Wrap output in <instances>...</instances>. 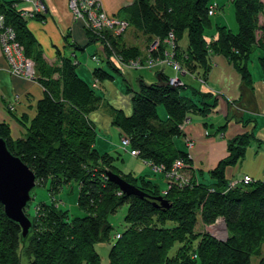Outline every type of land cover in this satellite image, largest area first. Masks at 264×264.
Masks as SVG:
<instances>
[{
  "label": "trees",
  "instance_id": "1",
  "mask_svg": "<svg viewBox=\"0 0 264 264\" xmlns=\"http://www.w3.org/2000/svg\"><path fill=\"white\" fill-rule=\"evenodd\" d=\"M17 2L0 0V13L25 57L34 62L36 79L45 94L23 137L13 138L10 126L0 122V138L35 173L37 184L51 180V194L76 182L78 206L85 215L70 216L54 202L41 203L31 217L28 204L26 214L33 227L23 239L21 226L6 216L0 202V264H23L25 259L26 264H103L96 245L113 238L109 216L123 205H128V225L115 234L108 264H253L254 258L256 264H264V182L253 180L232 186L225 175L227 166L245 157L252 134L229 141V155L210 171L211 183H205L195 176L189 154L176 140L183 135L184 121L192 114L214 113L218 100L213 94L186 84L157 86V81L147 83L140 77L135 89L128 86V92L134 93L132 112L112 107L103 101L96 81L88 83L80 77L75 56L62 57L59 52L60 61L48 63ZM232 2L239 26L236 33L223 24H214L212 17L220 5L211 0H133L116 18L125 19L128 26L146 35L148 41L157 40L158 45H148L143 52L108 31L112 47L107 46V56L115 54L123 64L129 59L141 62L146 57L158 65H178L186 73L205 79L211 57L221 54L250 82L248 65L257 49L263 52L259 62L264 73V0ZM214 25L215 34H210L208 30ZM88 34L90 40H97L90 30ZM185 36L187 44L183 46ZM66 38V46L81 49ZM106 61L125 81V73L112 60ZM159 73L169 81L167 74ZM93 76L101 82L115 77L105 66L94 68ZM159 105L166 109L164 118L158 113ZM100 108L107 109L112 124L129 141L125 150L130 149L132 155L136 152L135 156L165 173L181 161L183 166L178 171L182 168L190 181L185 184L182 180L184 186L170 177L161 188L148 175H135L120 167V156L100 152L96 147L98 130L90 119V114ZM109 172L147 197L123 193L109 180ZM158 197L165 199L167 206L161 205ZM221 218L229 233L226 240L197 229L200 223L209 226Z\"/></svg>",
  "mask_w": 264,
  "mask_h": 264
},
{
  "label": "crops",
  "instance_id": "2",
  "mask_svg": "<svg viewBox=\"0 0 264 264\" xmlns=\"http://www.w3.org/2000/svg\"><path fill=\"white\" fill-rule=\"evenodd\" d=\"M100 1L109 14L121 16L120 10L131 4L133 0ZM42 2L46 6V12L37 13L40 17L28 19L27 25L38 40L45 59L50 64L58 63L60 52L62 57L75 56L79 65L78 52L86 51L89 45L95 43V40H90L82 20L75 19L69 0H42ZM16 5L19 9L29 12L36 9V5L27 0H18ZM66 37L72 43L79 45L81 49L66 46ZM94 46L95 50L88 52L89 57L97 55L103 59L104 45L94 44ZM257 50L259 59L263 52L260 49ZM32 63L34 64L33 61ZM167 67L173 72L168 75L169 77L179 75L183 84L211 93L218 100L213 114L209 116L192 114L188 118L189 123L183 126V135L176 140L178 146L189 154L195 176L201 179L202 175L203 177L208 175L207 179L211 181L210 171L229 155V141L236 136L248 133L252 134L253 139L245 151V157L238 163L227 166L225 175L230 181H241L245 175H249L255 181L264 182V73L261 66L248 65L251 74L250 82H247L234 64L221 54L211 57V69L205 79L184 71L177 72L173 66ZM93 70L94 67L89 66L77 69L80 77L88 83L96 81L95 86L106 104L130 114L133 109V93L128 92V86L135 89L137 86L135 87L134 82L137 84L140 76L134 81L129 72H125L127 77L124 82L118 81L115 77L101 82L94 79ZM154 70V72L158 71V69ZM163 71L166 72L165 68ZM157 75L156 73L155 81H157ZM141 77L144 80L147 78L143 75ZM151 80L148 82L153 83L154 80ZM44 94L45 88L39 80H32L26 75H17L13 72L12 62L4 52L0 39V122L9 124L13 138L17 139L26 134V128L36 116L39 100ZM164 114L162 118L166 116L165 112ZM22 118L27 122H22ZM90 119L98 130L97 149L109 154L119 150L121 131L112 124V117L107 109L100 108L92 112ZM188 138L192 140L189 144H187ZM125 170H132L130 172L134 174L136 170L135 175H147V168L138 171L136 166L134 169L125 168ZM189 174L190 172L187 175ZM165 182L163 181V186L160 184L161 188H165Z\"/></svg>",
  "mask_w": 264,
  "mask_h": 264
},
{
  "label": "rangeland",
  "instance_id": "3",
  "mask_svg": "<svg viewBox=\"0 0 264 264\" xmlns=\"http://www.w3.org/2000/svg\"><path fill=\"white\" fill-rule=\"evenodd\" d=\"M97 2H100L103 10L113 19H115V25H113L112 27H104L103 24L100 22V19L98 17V15L100 16V18L102 19V16L97 12L94 13V17H95V21L96 24L98 25V27L96 28H90L91 32H93V34L95 35V37L97 38V40H102L103 42H105V39L108 40L109 42H111L109 36H108V31H111L115 37H118L121 41L125 40V43H127L128 45H137L138 47L141 48V50H145L148 45H152L156 46V44L158 43L157 40L155 41H148V38L146 35H142L140 32H137L134 27H130V26H123L121 21H126L125 19H120V18H116L115 14H109L105 9L104 6L102 4V2L100 0H97ZM211 2H218L220 5V9L216 11L215 16L212 17V20L214 22V24H223L227 27H229L233 32H237L239 30V26H238V21L236 19V14H235V7L234 4L232 2V0H211ZM40 4H43V6L46 8L45 4L42 2V0L39 1ZM85 7V10H87L89 8V5L87 4ZM87 7V8H86ZM46 10V9H45ZM95 9L92 8V11H94ZM46 12V11H45ZM73 13V12H72ZM84 15V14H83ZM86 17H88V13L86 14ZM33 17H36V15H34ZM120 17V16H119ZM213 26L212 29H209L208 32L210 34L215 33V29L216 26ZM84 26V25H83ZM100 27V28H99ZM5 24H4V28H2L0 26V33L3 34L5 32ZM112 28V29H111ZM101 29H103V31L106 32H101ZM84 30H86L84 28ZM89 30V29H88ZM88 30H86L87 34H88ZM119 31V32H118ZM89 35V34H88ZM108 36V37H106ZM1 38V36H0ZM95 41L94 44H98L99 46L102 45L101 41ZM11 43V42H9ZM12 43L15 44H19L16 41V38H13ZM106 43V42H105ZM94 44H91L88 46V49L86 51L83 52H78V56L80 58V64L77 66V69L79 67L82 68H86L87 66L89 67H100V66H105V68H107V70H109L111 73H113V75L116 77V79L120 82H124V78L122 77V75H120L118 72H116L114 69H112L110 67V65L107 63L106 60L110 59V61L112 60L111 58H109L105 53H104V57L103 59H100L97 57L96 61H93L92 58L89 57L88 52L94 51L95 50V46ZM181 44L183 46H185L187 44V37L185 36V38L182 40ZM20 46V45H19ZM15 47V46H14ZM105 47L107 48V46L105 45ZM108 49V48H107ZM4 50V48H3ZM22 54H23V47H22ZM7 55V54H6ZM16 55H18V52L14 51V58L16 59ZM8 56V55H7ZM9 57V56H8ZM23 58L26 59L29 62H32L31 59L25 57V55L23 54ZM252 60L249 63V66L252 67V65H258L260 66V62L258 59V50H256L253 54H252ZM132 59H129L127 62H125L126 65V69H129V74L133 77L134 81H136V79L141 75H143L145 78L147 83H151L148 82V80L151 81H155L156 79V73L159 72V68L156 66H162V65H158V64H154V62L151 61V59L149 58H144L141 62H139V67H130V62ZM103 61V62H102ZM102 62V63H100ZM106 62V63H104ZM115 65V67H117L120 72L125 73L127 72V70L123 69L120 64V62L116 61V59H114L112 61ZM122 63V62H121ZM97 65V66H95ZM129 67V68H128ZM165 68V74L167 75H171L173 74V72L171 71V69L169 67H164ZM33 69H34V74L33 77H29L30 79H34L36 80V72H35V67L33 64ZM146 69V71H144ZM154 69H158L157 72H154ZM143 70V71H141ZM128 73V72H127ZM127 73H125V77H127ZM28 77V76H27ZM139 77V78H140ZM138 78V79H139ZM148 79V80H147ZM138 82V81H137ZM170 82V81H169ZM135 87L137 86L136 82H134ZM183 84L179 85L182 86ZM178 87V86H177ZM131 92V91H130ZM133 93V92H131ZM134 94V93H133ZM164 112L166 113V109L164 107V105H159L158 106V113L161 116H164ZM190 121V119H186L184 122L185 124H188ZM22 122L26 123L27 121L22 118ZM6 123V122H4ZM8 126L9 124L6 123ZM184 129V127H183ZM189 139V138H188ZM192 140L189 139V141H187V144L191 143ZM120 144L123 147H120L119 150H115V152L113 153V156H120V159L118 160V164L120 167L122 168H126V169H134V167L137 166V170L141 171V169H146L147 168V175L154 179L155 181H157L159 184H161L163 186V181H166L165 183H168L170 176L172 177H176V179L173 178V181L179 182L181 185H184L185 182L190 181L189 177L185 176L184 172L182 171V168H180L179 174L180 177L177 178L178 173L177 172H172L169 171L168 173L165 172H160V170H156L154 169L151 165L146 164L145 161H143L142 159H140L138 156H135L136 154L132 155L130 153V149L125 150L127 143H125V137H122L120 139ZM101 149H103L102 146H99ZM101 151V150H99ZM140 163L142 165H140ZM132 171V170H129ZM135 174H136V170ZM145 174V173H144ZM201 175V173H200ZM210 176V175H209ZM186 177V178H185ZM208 175L206 177H203V175L201 176V179L205 182V183H211L210 180L207 179ZM184 180V183L183 181ZM187 184V183H185ZM185 186V185H184ZM166 187V185H165ZM51 188V180H49L45 185L42 184H37L35 186V188L31 191V196H32V200L29 202V206L27 208L28 213L31 215V217L35 216L36 214V208L41 204V203H56L60 206V208L62 210H67L69 212L70 216L73 217H77V216H83L85 215V213L79 208L78 206V197H79V186L76 182H71L70 184H67L63 187V189H61L60 191H57L54 194H51L50 191ZM128 210V205H123L122 207H120L117 212H115L114 214H111L109 216V221L113 226V231H112V239L109 242H105V243H99L96 245V250L98 251V253L101 256L102 259V263L103 264H108L109 263V259H108V254L111 248L112 243L114 242V236L116 233L118 232H122L125 230L126 226L128 225L125 221V215L127 213ZM222 219V218H221ZM197 229L199 231H206L209 234H211L212 236H214L215 238L219 239V240H226L228 238V230H227V226H225V232L222 233V229L220 228V226L217 225V223L215 222L210 228L207 226H204L200 223L197 226ZM222 233V234H221ZM257 261L255 260V258L253 259V264H256ZM23 264H26V259L23 260Z\"/></svg>",
  "mask_w": 264,
  "mask_h": 264
},
{
  "label": "water",
  "instance_id": "4",
  "mask_svg": "<svg viewBox=\"0 0 264 264\" xmlns=\"http://www.w3.org/2000/svg\"><path fill=\"white\" fill-rule=\"evenodd\" d=\"M157 86L172 84L164 81L160 73L157 75ZM175 88L174 86H172ZM110 181L119 185L121 191L127 195L147 197L136 186L128 183L119 175L109 172ZM37 185V178L30 167L23 160L14 155L3 138H0V202L4 206L6 216L18 223L22 229V238L25 239L31 233L33 223L26 214V207L32 200L31 191ZM163 206L167 202L162 197L156 199Z\"/></svg>",
  "mask_w": 264,
  "mask_h": 264
},
{
  "label": "built area",
  "instance_id": "5",
  "mask_svg": "<svg viewBox=\"0 0 264 264\" xmlns=\"http://www.w3.org/2000/svg\"><path fill=\"white\" fill-rule=\"evenodd\" d=\"M35 5H36V9L35 12L33 13H23L24 17H29V16H34V14L36 12H43L45 10V7L43 6V4H40L39 1L40 0H33ZM89 5V8L87 10H85L86 5ZM69 6L71 11L73 12V15L75 17V19H81L84 25V28L86 30H91L90 28H96L98 27V25L96 24L95 21V17H94V13H99L102 16V19L100 18V16L98 15L100 22L103 24L104 27H112L113 25H115V19L111 18L104 10L103 7L101 5L100 2H97V0H69ZM87 8V7H86ZM92 8H94L95 10L92 11ZM85 13H88V17H86ZM214 13V8H211L210 10V14ZM84 14V15H83ZM118 19V18H117ZM123 26H128V22L127 21H121ZM0 26L2 28H4V17L3 15L0 13ZM100 28V27H99ZM111 28V29H112ZM88 30V31H89ZM94 32V31H93ZM101 32H105L103 31V29H101ZM119 32V31H118ZM1 36V42L3 44V48H4V52L9 56L11 62H12V66H13V72L17 75H26L28 77H33L34 74V69H33V63L27 61L26 59L23 58V54H22V48L19 46V44H15L12 43L13 38H15L14 33L12 32V30H10V28H5V32L3 34L0 33ZM11 42V43H9ZM105 42L107 44V46L110 48L112 47L110 42L108 40L105 39ZM158 45V43L156 44V46ZM15 46V47H14ZM155 47V46H154ZM14 51L18 52V55H16V59L14 58ZM110 58L112 59V61L114 59H116V61L120 62V64L122 65V68H126L125 63H121L122 61L116 57L115 54H111ZM93 59H97L95 56L93 57ZM139 62L140 61H132L130 62V67H138L139 66ZM159 62H154V64H158ZM129 68V67H128ZM176 68L179 69V66L176 65ZM170 83L172 85L178 84V81L176 79H170L169 80ZM185 124V123H184ZM125 143H129V141L127 139H125ZM133 154H137L136 152H133ZM183 163L181 161H178L176 163V166L171 170L172 172H177L179 176H177V178L180 177L178 168L182 167ZM170 173V172H169ZM171 177V176H170ZM176 178V177H174ZM254 179L249 176V175H245L243 177V179L241 181H237V180H232V186L237 185L238 183H243V184H249L253 181ZM217 225L220 226V228L222 229V233L225 232V226L226 223L224 221V219H218L216 221ZM212 225H209L207 227H211ZM221 233V234H222Z\"/></svg>",
  "mask_w": 264,
  "mask_h": 264
},
{
  "label": "bare ground",
  "instance_id": "6",
  "mask_svg": "<svg viewBox=\"0 0 264 264\" xmlns=\"http://www.w3.org/2000/svg\"><path fill=\"white\" fill-rule=\"evenodd\" d=\"M28 2H32V3H34V1L33 0H27ZM35 4V3H34ZM45 11V10H44ZM43 11V12H44ZM33 13V12H35V11H33V12H29V11H27V10H22V12H21V16L27 21L28 19H30V18H33V16H29V17H24L23 16V13ZM37 13H41V12H36L34 15H37ZM11 30V29H10ZM97 41H101V40H97ZM101 43L104 45V48H105V54L107 55V50H106V47H105V45L107 46V44L105 43V42H103V41H101ZM22 48V47H21ZM96 57L97 55H93L92 56V58L93 57ZM97 58V57H96ZM109 58H110V55H109ZM97 59H95V61H96ZM156 65V64H155ZM163 66H168V64H164ZM163 66H161V67H163ZM174 68L176 69V71L177 72H182V71H184V70H182L180 67H179V69H177L176 68V65L174 66ZM123 69H125L126 70V68H123ZM163 69H164V67L162 68V70L160 71V72H164L163 71ZM184 73H185V71H184ZM170 79H176L177 81H178V84H175V85H172V86H174V87H177V86H179V85H181V84H183V81L181 80V78H180V76L179 75H176V76H173V77H170L169 78V80Z\"/></svg>",
  "mask_w": 264,
  "mask_h": 264
}]
</instances>
